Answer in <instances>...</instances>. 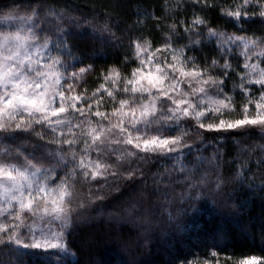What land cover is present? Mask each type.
I'll list each match as a JSON object with an SVG mask.
<instances>
[{
    "label": "snow or ice",
    "instance_id": "obj_1",
    "mask_svg": "<svg viewBox=\"0 0 264 264\" xmlns=\"http://www.w3.org/2000/svg\"><path fill=\"white\" fill-rule=\"evenodd\" d=\"M190 6V19L176 18L189 0L166 4L167 17H151L169 21L166 31L156 25L159 45L133 39L123 60L130 70L102 69L89 94L84 83L94 68L76 54L75 42L91 36L115 43L111 16H83L48 0H0V249L14 252L17 264L29 256L73 264L69 236L96 215L146 230L144 202L153 197L180 205L168 211L175 223L229 187L259 180L264 191V30L249 25L259 21L264 29V0L218 8L233 32L211 25L214 2ZM205 45L216 54L201 60ZM229 139L239 142V157L225 176L215 145ZM158 158L172 161L171 172L146 173L138 163ZM130 182L140 185L135 198L106 209ZM221 255L213 249L175 264H264V256Z\"/></svg>",
    "mask_w": 264,
    "mask_h": 264
},
{
    "label": "trees",
    "instance_id": "obj_2",
    "mask_svg": "<svg viewBox=\"0 0 264 264\" xmlns=\"http://www.w3.org/2000/svg\"><path fill=\"white\" fill-rule=\"evenodd\" d=\"M18 2L24 4L28 0ZM210 2L217 5V8L207 13L211 25L226 28L229 32L237 31L233 23L221 17L218 11L219 7L229 6L233 0ZM48 3L59 8H71L83 16H111V22L117 25L114 31L119 38L115 43H105L91 36H85L75 42L79 58L85 64L93 65L95 72L101 74L102 69L113 64H119L125 72L130 70L129 66L123 64V60L131 51V41L138 36L151 37L154 47L158 46L161 32L156 25L163 24L166 31L169 21H157L151 17L169 16L170 12L166 10L165 5L172 4L175 8L177 0H48ZM192 15L193 9L189 0L187 11L181 8L176 18L190 19ZM249 25L252 31L257 33L264 30L261 29L259 21L255 24L249 22ZM215 54L216 50L212 45H205V49L199 52L198 56L203 60V57H212ZM236 60L234 58V62L238 63L239 60ZM251 139L259 141L260 138L256 136ZM215 147L224 158V175L230 176L236 171L234 159L239 157V142L229 139L218 142ZM207 154H211V142ZM191 159L192 157H186V160ZM138 163L150 174H163L165 170L171 172L173 168L172 161L164 158H158L155 162ZM253 172L257 176L260 175L255 162ZM139 187V182H130L123 189L124 196L120 200L110 199L105 203V208L110 210L124 206L135 198L133 194L138 192ZM181 188L182 184H176L177 193ZM151 190L149 183V191ZM144 207L149 210L151 216L146 230L135 221L112 223L101 215L79 223L69 236V243L76 253V256L71 258L73 264H175L178 257H204L213 249L222 254V260L224 255L236 259L249 255L264 256V191L259 180L252 187H229L215 203L211 199L202 200L196 212L182 216L175 223L170 221L168 211H177L180 207L178 203L166 205L153 197L151 201L145 200ZM0 264H17L16 254L0 250ZM24 264L46 262L29 256L24 258ZM47 264L56 262L49 261Z\"/></svg>",
    "mask_w": 264,
    "mask_h": 264
},
{
    "label": "rangeland",
    "instance_id": "obj_3",
    "mask_svg": "<svg viewBox=\"0 0 264 264\" xmlns=\"http://www.w3.org/2000/svg\"><path fill=\"white\" fill-rule=\"evenodd\" d=\"M238 60V58H235ZM236 60V61H237ZM99 77H100V73L99 72H95L92 71L90 72L87 76H86V81L84 83V87H86L89 91V94L91 93L92 90H94L98 84H99ZM83 89H81L82 91ZM3 250V249H0Z\"/></svg>",
    "mask_w": 264,
    "mask_h": 264
}]
</instances>
